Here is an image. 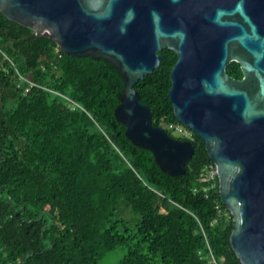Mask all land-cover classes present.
I'll return each mask as SVG.
<instances>
[{"label": "trees", "instance_id": "1", "mask_svg": "<svg viewBox=\"0 0 264 264\" xmlns=\"http://www.w3.org/2000/svg\"><path fill=\"white\" fill-rule=\"evenodd\" d=\"M31 33L0 12V264H98L118 247L126 253L115 264H242L218 178L213 187L201 179L213 163L205 141L193 130L178 137L194 154L184 174L163 172L114 116L119 69L66 55L46 36L25 38ZM159 53V66L134 88L162 127L178 122L168 95L177 54ZM15 69L35 85L17 86ZM227 72L242 76L234 61ZM55 92L83 109L70 110Z\"/></svg>", "mask_w": 264, "mask_h": 264}, {"label": "water", "instance_id": "2", "mask_svg": "<svg viewBox=\"0 0 264 264\" xmlns=\"http://www.w3.org/2000/svg\"><path fill=\"white\" fill-rule=\"evenodd\" d=\"M0 12L69 56L109 60L124 90L114 116L160 169L185 173L191 141L152 123L135 84L170 48L168 91L177 121L206 144L219 194L233 216L230 244L242 264H264V0H0ZM239 63L242 78L228 75Z\"/></svg>", "mask_w": 264, "mask_h": 264}, {"label": "built area", "instance_id": "3", "mask_svg": "<svg viewBox=\"0 0 264 264\" xmlns=\"http://www.w3.org/2000/svg\"><path fill=\"white\" fill-rule=\"evenodd\" d=\"M15 72H16V74L18 76L17 86H21L22 82H27L29 87L35 85L33 82H31V81L27 80L26 78H24L17 69H15ZM55 94L57 96H60L65 101L67 107L70 110L83 109V107L79 103L74 101L69 96H67L65 94H62V93H59V92H55ZM162 128L171 130L172 132H178V133H180V137H182V138H188V139L192 138V130L189 127H187L186 125H184L181 122H179V121L177 123H175V122L164 123L162 125ZM216 178H218V172H217V168H216L215 163L213 162V163L207 164L203 168L202 173H201L202 181L211 182V186L213 187V186H215ZM215 209L218 212L222 211L221 206H220L219 203H217L215 205ZM209 260L211 262H216L212 254H211Z\"/></svg>", "mask_w": 264, "mask_h": 264}, {"label": "rangeland", "instance_id": "4", "mask_svg": "<svg viewBox=\"0 0 264 264\" xmlns=\"http://www.w3.org/2000/svg\"><path fill=\"white\" fill-rule=\"evenodd\" d=\"M172 136L175 138L180 137V133L178 132H172ZM126 253L125 247H118L116 250L112 251L110 254H108L106 257L101 259V261L98 264H115L117 260Z\"/></svg>", "mask_w": 264, "mask_h": 264}, {"label": "flooded vegetation", "instance_id": "5", "mask_svg": "<svg viewBox=\"0 0 264 264\" xmlns=\"http://www.w3.org/2000/svg\"><path fill=\"white\" fill-rule=\"evenodd\" d=\"M233 62V61H232ZM235 62V61H234ZM231 63V62H230ZM229 63V64H230ZM239 64V63H238ZM240 66V65H239ZM240 70H241V68H240ZM226 71H227V68H226ZM242 72V71H241ZM228 73V72H227ZM229 75V74H228ZM231 76V75H230ZM231 77H233V76H231ZM235 78V77H234ZM241 78H242V76H241ZM236 79H240V78H236Z\"/></svg>", "mask_w": 264, "mask_h": 264}]
</instances>
